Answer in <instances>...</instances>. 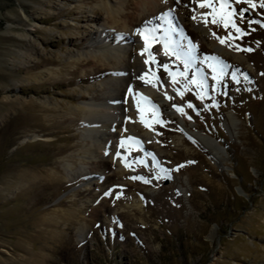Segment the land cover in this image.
<instances>
[{
	"label": "rangeland",
	"instance_id": "374dc122",
	"mask_svg": "<svg viewBox=\"0 0 264 264\" xmlns=\"http://www.w3.org/2000/svg\"><path fill=\"white\" fill-rule=\"evenodd\" d=\"M114 1H124L118 19L140 10ZM170 2L180 20L171 46L154 40L145 52L160 91L136 114L123 86L100 132L102 144L125 132L140 147L92 156L77 107L103 100L101 82L120 65L87 57L104 44L96 30L131 58L137 41L125 36L146 20L108 26L101 0H0V264H264V0H223L227 26L207 6L222 0H203V35L191 0ZM168 8L144 11L156 35ZM68 161L84 170L68 177Z\"/></svg>",
	"mask_w": 264,
	"mask_h": 264
},
{
	"label": "bare ground",
	"instance_id": "6f19581e",
	"mask_svg": "<svg viewBox=\"0 0 264 264\" xmlns=\"http://www.w3.org/2000/svg\"><path fill=\"white\" fill-rule=\"evenodd\" d=\"M202 1L203 0H191L194 10V15L191 18V24L194 27H197L203 35L207 31V27L204 23L206 17L198 7ZM135 3L138 4V9H140L137 14L130 15V18L121 20L118 19V14L121 11V5L124 4V1L117 2L114 0H101V5L103 6V8H105L107 12V19L109 20L107 21L110 23L108 24V26L118 25L125 29L130 26H136L137 24H139V21L145 19V22H147L146 24L148 25V27L154 28V35H156L157 30L154 26L149 24L150 18L148 16V18L144 16V11L158 12L159 5H166L169 7L166 14L164 16L159 17V19L168 21V23L164 26L165 31L163 32V34L155 36L156 42H161V39L164 36H167V38H169L172 35L173 28H175L180 23V20L174 17V11L172 8V5L174 4H171L170 0H137V2ZM156 19H158L157 16L153 17L152 21H155ZM96 33L101 38L102 42H104V44L102 46H99L95 50H90L87 57L92 56L95 62L102 64V66L107 65L108 60L110 59V57H112V59L114 58L115 60H117V64L120 63V65H115L111 67L113 73H117L118 75L109 77L105 81L101 82V84L104 86L103 88H105L103 100L95 101L93 99H90L88 101L81 102L77 107V110L82 116L81 124L90 125L87 128H84L82 131L84 132L82 134V138L91 140V144L89 146L84 147L83 151L86 153H90L92 156H94V154L98 152L99 149L109 150L112 152L111 154H114V152L118 148H121L122 152L120 151L119 153H121V155H125L130 151V149H138L140 147L141 143L138 137H133L130 134H125V132H122L121 134L115 133L114 136H117L116 140H113V142L110 143L107 142L103 144L102 137H100V132H102L104 127L109 128L110 126H112V124L114 125L113 122H115L114 119L116 117V114L118 113L115 98L116 96H123L124 92L121 93L122 88L123 86L125 88L127 87V93L125 94L127 105L136 114H140L143 111L147 110L148 105L150 103V96L152 94H155V92L158 93V90L160 91L161 80L159 81L151 73V68L148 64L147 57L145 54L146 50H148V47L145 48L144 45L139 42L140 40H143V37L139 33L133 31L131 35L127 34L125 36V38H127V40L125 39L127 43L128 40L132 39L131 37H133L137 41V43L134 44L135 51H131V53H133V56L131 58L129 57V54L127 53L128 51H126V48L124 46L125 41L119 38L116 42H113L112 40L109 41L108 37L104 36L103 31L99 28L96 30ZM151 43L152 41H150L149 44ZM210 43L214 46H217V42L213 37L210 38ZM141 49H144L143 53H141ZM120 67H122V69ZM139 69H142L145 72L144 80H142V78H140V76L138 75L137 70ZM171 107H173L172 104ZM228 117L231 122H233L234 119L237 120V117L234 114L229 113ZM116 126L119 125L117 124ZM195 135L210 150H212L213 153L217 155V157H223L224 147L222 148L221 144L217 142L214 137L202 131L195 132ZM63 168L66 171L68 177L80 174L84 170L82 165L79 167H73L72 163H70L69 161L63 164ZM80 229L82 231L84 229L83 226H81Z\"/></svg>",
	"mask_w": 264,
	"mask_h": 264
},
{
	"label": "snow or ice",
	"instance_id": "6c2138e0",
	"mask_svg": "<svg viewBox=\"0 0 264 264\" xmlns=\"http://www.w3.org/2000/svg\"><path fill=\"white\" fill-rule=\"evenodd\" d=\"M207 6L213 9V13H212V14H213L214 17H215L217 14H219V15L221 16V18L225 20V26H227V23L231 21V14L228 13L227 11H225V7H226V6H225V4L223 3V0H222L221 4H220V6H219V9H217V8L214 6V4H212V3H210V2L208 3ZM163 15H165V14L162 13L161 16H163ZM213 22H215V19H214ZM146 23H147V22H146ZM249 23H251V22H249ZM232 26H233L234 28H236V31H237L238 33H242V29H240L239 27H237V26L235 25V23H233ZM154 31H155L154 28H151V27H145V28H143V29H141V28H137V29H136V32L139 33V34L143 37V39H144V42H145V48L148 47V45H149V43H150V40H151L152 42H154V40H155ZM221 42L223 43V39H221ZM161 43H163L164 46H165L166 48H169V47L171 46V43H172V42L167 38V36H164V37L161 39ZM193 47H195V46L192 45L191 42H189V45H188V51H189V53H190V51H191V49H192ZM249 50H251V49H249ZM140 51H141V53H143V52H144V49H141ZM188 63H189V60H188V59H185V66H186V67H187ZM210 66L213 67L214 72H215V71H216L215 66H214V65H210ZM165 67H167V65H165ZM220 71H223V69L221 68ZM215 78H217V77L214 76V79H215ZM236 78H237V77H236V73L234 72V73H233V79H236ZM192 82H193V83H197L199 87H203V83H204V82H203V81H199V82H198V81L195 79V76H194ZM201 98H203V94H201ZM213 103H215V101H213ZM190 106H191V105H190ZM174 107H175V105H174ZM117 154L119 155V153H117ZM139 178H140V179H144V177H139Z\"/></svg>",
	"mask_w": 264,
	"mask_h": 264
}]
</instances>
